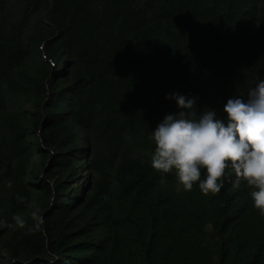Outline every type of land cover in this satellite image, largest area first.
I'll return each mask as SVG.
<instances>
[{
    "label": "trees",
    "instance_id": "16d2710c",
    "mask_svg": "<svg viewBox=\"0 0 264 264\" xmlns=\"http://www.w3.org/2000/svg\"><path fill=\"white\" fill-rule=\"evenodd\" d=\"M259 78L264 0H0V264H264L246 183L185 191L149 139Z\"/></svg>",
    "mask_w": 264,
    "mask_h": 264
},
{
    "label": "clouds",
    "instance_id": "9594fccd",
    "mask_svg": "<svg viewBox=\"0 0 264 264\" xmlns=\"http://www.w3.org/2000/svg\"><path fill=\"white\" fill-rule=\"evenodd\" d=\"M172 98L180 111L166 115L149 136L155 146L152 168L164 174L174 172L185 191L198 183L205 195L219 193L226 170L231 169L235 184L246 183L252 206L264 216V78L257 80L246 97L227 101L226 118L211 109L197 114L195 98L179 94ZM32 216L38 228L43 221L35 212ZM12 220L16 227L26 226L20 214Z\"/></svg>",
    "mask_w": 264,
    "mask_h": 264
}]
</instances>
